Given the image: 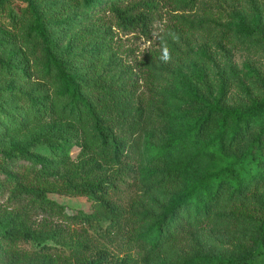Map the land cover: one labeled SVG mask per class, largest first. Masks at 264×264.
I'll return each instance as SVG.
<instances>
[{"label": "trees", "instance_id": "trees-1", "mask_svg": "<svg viewBox=\"0 0 264 264\" xmlns=\"http://www.w3.org/2000/svg\"><path fill=\"white\" fill-rule=\"evenodd\" d=\"M175 1L188 7L198 2ZM155 7L144 0H0V115L20 121L17 129L22 132L25 123H40L61 108L63 117L88 134L86 149L93 154V162L126 170L125 179L138 163L145 179V153L139 141L145 117H151L145 101L136 91L110 82L109 76L98 75L106 50L93 59L77 56L69 61L63 47L64 37L71 33L63 20L79 12L78 23L70 30L81 29L86 22L95 25L101 15L110 14L121 29L148 36L153 17L143 9L153 12ZM239 32L246 38L254 35L244 22ZM84 33L77 32V40H83ZM219 37L226 45L237 46L238 40L229 31H221ZM41 56L48 73L57 75L60 88L30 86V68ZM87 63L92 66L87 72L74 69ZM5 127L0 126V134L6 132ZM46 146L50 155H32L37 147ZM65 147V142L35 139L27 145L13 144L0 159V174L5 176L0 188L18 200L17 207L0 212V264L6 259L11 262L4 264H131L130 257L118 258L106 250L89 254L86 242L81 238L75 242L78 234L72 225L86 230L104 221L116 225L124 208L113 197L120 192L117 178L57 176L56 165L64 161ZM188 150L193 156L187 163L167 164L176 153ZM151 151V163L164 165L158 171L148 169L149 176L158 179V190L180 192L147 215H141L133 204L131 240L161 253L187 229H203L220 216L233 219L238 230L244 228L243 239L230 252L188 255L177 264H264V97L243 109H227L219 103L192 120V125L182 124L179 136L165 135L151 144ZM19 161L33 162L39 173L34 174L30 166L20 170ZM186 177L189 180L184 182ZM77 179L81 182L75 183ZM54 195L90 197L97 207L90 213L71 212L52 200ZM22 243L40 249L27 252L21 249Z\"/></svg>", "mask_w": 264, "mask_h": 264}, {"label": "rangeland", "instance_id": "rangeland-1", "mask_svg": "<svg viewBox=\"0 0 264 264\" xmlns=\"http://www.w3.org/2000/svg\"><path fill=\"white\" fill-rule=\"evenodd\" d=\"M144 1L156 4L153 12L143 9L153 17L148 36L121 29L110 14L101 15L102 19L95 25L88 21L81 29L70 30L78 23L80 13L74 12L63 20L65 30L71 33L64 37L66 44L63 49L71 62L77 56L91 59L102 56L103 50H106V62L98 75L109 76L110 82H116V86L122 89L136 91L145 101L147 114L151 116L145 117V131L139 139L141 151L145 153V179L138 163L125 179L126 170L121 172L117 166L93 162V154L86 149L88 134L76 129L73 121L63 117L61 108L54 109L40 123H25L22 132L17 129L20 121L11 115L9 120L0 115V126H6V132L0 134V159L13 144L27 145L35 139L60 144L65 142L64 161L60 160L56 165L58 177L72 179L75 175L88 174L91 177L117 178L120 192L113 197L124 212L116 225L104 221L94 230L72 225V230L78 234L75 242L80 238L86 242L89 254L106 250L118 258L130 257L131 264H177L188 255L230 252L245 234V229L238 230L233 219L223 220L217 216L214 223L203 229H187L170 249L152 253L131 240L134 224L129 212L136 204L138 212L147 215L180 192L158 190V179L149 176V168L158 171L164 166L151 163V144L165 135L179 136L182 124L192 125V120L202 118L219 103L227 109H243L264 97V0H198L191 7L175 0ZM242 22L254 31L252 37L239 35ZM223 30L229 31L238 40L237 46L226 45L220 40ZM77 32L87 34L84 33L85 37L79 41L75 36ZM45 64L42 56L38 62L32 63L30 86L60 88L57 75L48 73ZM91 67L87 63L83 67L74 66V69L84 73ZM32 155H50L48 146L37 147ZM192 156V150L178 152L167 164H185ZM32 164L31 161H19L17 166L21 167L20 170L30 166L34 174L39 173V167ZM117 171L118 175L113 176ZM3 180L5 176L0 174V182ZM188 180V177L184 178V182ZM80 182L75 180V183ZM51 199L71 212L90 213L97 207L90 197L54 195ZM17 201L8 189L0 188V212L17 207ZM52 221L65 224L57 219ZM66 242L71 243L68 238ZM20 247L27 252L40 249L31 243H22ZM64 252L71 254L69 249H64ZM10 262L6 259L2 264Z\"/></svg>", "mask_w": 264, "mask_h": 264}]
</instances>
